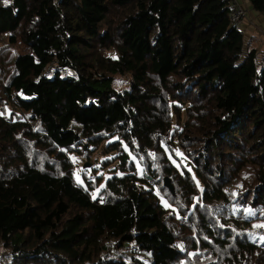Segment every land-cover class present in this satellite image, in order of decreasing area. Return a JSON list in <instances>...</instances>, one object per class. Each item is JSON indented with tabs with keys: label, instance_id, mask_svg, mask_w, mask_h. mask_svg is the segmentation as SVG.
<instances>
[{
	"label": "trees",
	"instance_id": "16d2710c",
	"mask_svg": "<svg viewBox=\"0 0 264 264\" xmlns=\"http://www.w3.org/2000/svg\"><path fill=\"white\" fill-rule=\"evenodd\" d=\"M0 40V264H264V52L225 1L0 0Z\"/></svg>",
	"mask_w": 264,
	"mask_h": 264
},
{
	"label": "rangeland",
	"instance_id": "374dc122",
	"mask_svg": "<svg viewBox=\"0 0 264 264\" xmlns=\"http://www.w3.org/2000/svg\"><path fill=\"white\" fill-rule=\"evenodd\" d=\"M238 1H239V3L242 2V0H238ZM244 10L247 11L245 9V7H244ZM247 20H248V18H247ZM248 23L252 24L253 28H250V30L252 29L251 31H249V29L247 27L243 28V34L245 36V40L249 41L248 42L249 48H253V49L257 50L259 56H262L263 52H264V19L259 17V19L258 18L257 19H251L249 22L247 21V24ZM4 40L6 41V38H4ZM5 41L0 40V49L3 47H6V46L11 47ZM11 50H12V52H15L19 55H23V54H26L28 52L27 47H25L19 39L17 40L16 45L12 46ZM8 73H9V69L7 68L6 72L4 71L3 74L0 75V92L2 90V84L6 82V78H7ZM125 81H126V79H124L122 77H116L113 83L117 88L124 89L125 84H126ZM0 112L6 113L7 115H10V113L12 112V109L8 105L0 104ZM16 116H21L24 120H26L29 123L36 122V120L38 118V116L34 112V110L21 111V112H18L16 114ZM104 145L105 144L103 143L101 145V147H99L95 152H92L89 156V159H85L81 156H77V155H73V154L69 155L70 158L71 157L76 158L75 162H73L72 159L71 160L75 166L74 172H75V179L77 182H80L79 176L84 171L86 172L88 178H90V177L92 178L93 176H99L102 174L103 179H105V178H110L113 174H115L114 172L111 173L110 171L113 170L114 165L116 164V163H114V160H113L114 158H116V153H113L109 156L103 157L100 154V152H101V149ZM172 153L177 158V160H179V161H177V163H180L182 161V158H181V156L177 155V153H180V152L176 146L173 147ZM103 160H109V162L111 163L107 169H102L103 168V165H102ZM87 162H89L90 164L87 165L86 164ZM84 166H88V167L85 168ZM139 174H142L141 169H139ZM141 178L144 179V175L143 176L141 175ZM253 178H254V167L253 166H246L239 173V177L237 179H233L225 187V191L230 198V201L232 204V209L234 212H237L238 210H240L242 208L241 205L236 201V198H235L236 192H238L242 188L244 183L251 182L253 180ZM100 186L102 187L103 183ZM246 209H251L249 204L245 206L243 212L245 213L244 215H245L246 221L250 222V225L252 228H257V227H254V225L264 224V216L262 215V210L260 208L256 209V210L251 209L252 212L255 213V215H249L248 212L245 211ZM262 229H264V228H262ZM2 252H3V250L0 249V254Z\"/></svg>",
	"mask_w": 264,
	"mask_h": 264
},
{
	"label": "built area",
	"instance_id": "2783aa9c",
	"mask_svg": "<svg viewBox=\"0 0 264 264\" xmlns=\"http://www.w3.org/2000/svg\"><path fill=\"white\" fill-rule=\"evenodd\" d=\"M227 3L229 23L241 30L244 20L247 18V11L241 6L238 0H223Z\"/></svg>",
	"mask_w": 264,
	"mask_h": 264
},
{
	"label": "crops",
	"instance_id": "0c3cea01",
	"mask_svg": "<svg viewBox=\"0 0 264 264\" xmlns=\"http://www.w3.org/2000/svg\"><path fill=\"white\" fill-rule=\"evenodd\" d=\"M240 4H241V6L245 7V9L247 10V18H248V20H247V18L244 20V22L242 24V28L240 31L243 32V28H245V27H247L249 29V31H251L252 29L250 30V28H253L252 24H249V23L247 24V21L249 22L251 19H257V18L259 19V17L263 19V17H261L259 14H256L255 12H253L250 9L248 0H242V2H240Z\"/></svg>",
	"mask_w": 264,
	"mask_h": 264
},
{
	"label": "snow or ice",
	"instance_id": "6c2138e0",
	"mask_svg": "<svg viewBox=\"0 0 264 264\" xmlns=\"http://www.w3.org/2000/svg\"><path fill=\"white\" fill-rule=\"evenodd\" d=\"M7 2H8V0H5V3H6V4H7ZM177 155L182 156V154H180V153H177ZM71 159L73 160V162H75V160H76L75 157H71ZM169 159H171V156L169 157ZM172 162H173L174 164L176 163V161H174V160H173ZM177 167H179V164H177ZM181 174H183V173H181ZM102 187H103V186H102ZM201 191H203V190H201ZM166 207H167V205H166ZM245 211H247L249 215H255V213L252 212L251 209H246ZM254 227H257V228H264V224L254 225Z\"/></svg>",
	"mask_w": 264,
	"mask_h": 264
},
{
	"label": "water",
	"instance_id": "95a60500",
	"mask_svg": "<svg viewBox=\"0 0 264 264\" xmlns=\"http://www.w3.org/2000/svg\"><path fill=\"white\" fill-rule=\"evenodd\" d=\"M146 179L148 180L149 177H146ZM164 185H165V186H166L171 192H173V189H172V187H171L170 182H169L168 179H165V181H164Z\"/></svg>",
	"mask_w": 264,
	"mask_h": 264
}]
</instances>
